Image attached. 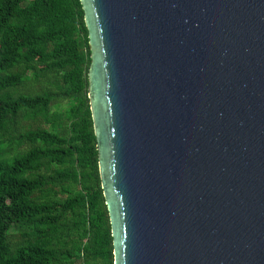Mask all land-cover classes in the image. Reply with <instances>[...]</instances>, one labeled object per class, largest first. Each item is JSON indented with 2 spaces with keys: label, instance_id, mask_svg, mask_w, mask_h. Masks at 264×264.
Instances as JSON below:
<instances>
[{
  "label": "water",
  "instance_id": "95a60500",
  "mask_svg": "<svg viewBox=\"0 0 264 264\" xmlns=\"http://www.w3.org/2000/svg\"><path fill=\"white\" fill-rule=\"evenodd\" d=\"M113 264H264V0H80Z\"/></svg>",
  "mask_w": 264,
  "mask_h": 264
},
{
  "label": "trees",
  "instance_id": "16d2710c",
  "mask_svg": "<svg viewBox=\"0 0 264 264\" xmlns=\"http://www.w3.org/2000/svg\"><path fill=\"white\" fill-rule=\"evenodd\" d=\"M80 0H0V264H113Z\"/></svg>",
  "mask_w": 264,
  "mask_h": 264
}]
</instances>
